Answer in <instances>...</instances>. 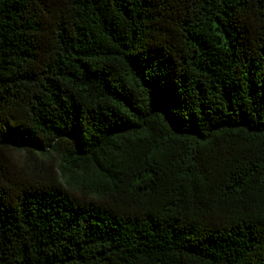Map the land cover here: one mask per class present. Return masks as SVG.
<instances>
[{
	"label": "trees",
	"instance_id": "obj_1",
	"mask_svg": "<svg viewBox=\"0 0 264 264\" xmlns=\"http://www.w3.org/2000/svg\"><path fill=\"white\" fill-rule=\"evenodd\" d=\"M0 264H264V0H0Z\"/></svg>",
	"mask_w": 264,
	"mask_h": 264
},
{
	"label": "rangeland",
	"instance_id": "obj_2",
	"mask_svg": "<svg viewBox=\"0 0 264 264\" xmlns=\"http://www.w3.org/2000/svg\"><path fill=\"white\" fill-rule=\"evenodd\" d=\"M11 159H12V162L15 166H18L22 160V158L20 157L19 154H15V153H11ZM50 161V165L53 167L56 163V160L52 157L49 159Z\"/></svg>",
	"mask_w": 264,
	"mask_h": 264
}]
</instances>
